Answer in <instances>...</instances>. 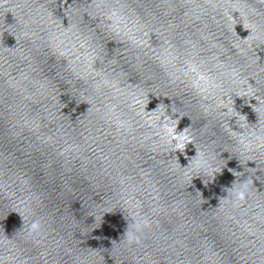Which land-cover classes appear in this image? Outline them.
<instances>
[{"label":"water","instance_id":"obj_1","mask_svg":"<svg viewBox=\"0 0 264 264\" xmlns=\"http://www.w3.org/2000/svg\"><path fill=\"white\" fill-rule=\"evenodd\" d=\"M186 61L222 87L199 91ZM161 113L183 152L142 119ZM261 130L259 0H0L4 264H264V146L238 142ZM197 151L211 168H185ZM246 179L234 206L226 189ZM136 220L148 226L130 245Z\"/></svg>","mask_w":264,"mask_h":264},{"label":"clouds","instance_id":"obj_2","mask_svg":"<svg viewBox=\"0 0 264 264\" xmlns=\"http://www.w3.org/2000/svg\"><path fill=\"white\" fill-rule=\"evenodd\" d=\"M94 2H98V0H94ZM99 2L102 3V0H99ZM189 2H191V0H189ZM214 2L215 0H208V3H214ZM259 2L261 4H264V0H259ZM230 15H231V19L235 21L236 19L233 17V15L232 14ZM108 19L110 21V26H113V27H126L127 26L125 18L122 16V14H120L119 12L115 10H112L108 13ZM235 25L236 23H234L233 25L234 31H235ZM243 27L246 30H249L246 24H243ZM176 71H177L176 66L174 63H172V71L170 72V75L175 77ZM179 71L184 73L185 75L189 73L194 74L193 85L199 91L208 92L212 89H219L220 87H222L221 84H219L218 82L212 81L205 73L199 71L197 66L190 61H186V67L180 69ZM231 79L233 80V82L239 83L241 78L239 76V73L234 72L231 76ZM248 87H251L250 83ZM138 103H140L138 99L133 101V104H138ZM156 110L146 111V108L143 109V111L145 112H155ZM142 119H144L145 122L150 127L155 128L156 134L159 136L161 140H163L166 144L172 147L173 153H175L178 150L183 152L186 145L188 143H191V140L186 135L185 130L183 132L177 133L176 129H177L178 123L173 121L172 116L167 115L166 113H161L160 115L155 116V117L146 116V117H142ZM115 124L118 129L126 130L127 128V122L122 118H117L115 121ZM249 137H251V139H249ZM238 142L246 151L253 150L254 142H258L255 144L256 147L264 146V130H261L260 133L253 131L249 133L248 136H241L239 137ZM176 160H177V163L179 164L177 158ZM189 167H195L196 169H199V170H207L212 167V164H211V161L208 155L205 152L197 151L196 155L189 160V164L185 168H189ZM229 171H232V170L229 169ZM250 183L251 181L246 179L243 181H239L238 186H236V182H234L231 188L226 189V191L228 192L227 197L231 198L234 206H238L240 203L244 202L248 198L250 194V189H249ZM220 202H222L221 198H220ZM147 226H148L147 221L136 220L134 227L126 233V239L128 243L130 245L139 244L141 242L139 233L144 227H147ZM43 231H44V224H43L42 219L38 217L34 218L31 220L30 224L27 226L26 238L30 240H34V241L38 240L41 237ZM5 239L11 240L7 237H5ZM3 244H4V241L0 240V247H2ZM208 258H209L208 255H205V259L207 260ZM0 264H4L3 257H0ZM24 264H27V262L25 261Z\"/></svg>","mask_w":264,"mask_h":264}]
</instances>
